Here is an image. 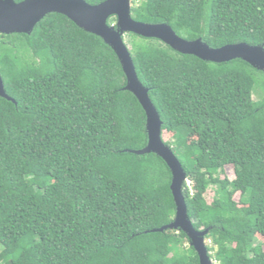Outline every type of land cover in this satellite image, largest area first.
<instances>
[{
	"label": "trees",
	"instance_id": "16d2710c",
	"mask_svg": "<svg viewBox=\"0 0 264 264\" xmlns=\"http://www.w3.org/2000/svg\"><path fill=\"white\" fill-rule=\"evenodd\" d=\"M131 14L215 49L264 46V0H140ZM126 36L213 264H264V72ZM0 75L14 100L0 96V264H201L182 230L152 232L175 220L172 173L132 153L148 145L146 113L110 46L51 14L0 34Z\"/></svg>",
	"mask_w": 264,
	"mask_h": 264
},
{
	"label": "water",
	"instance_id": "95a60500",
	"mask_svg": "<svg viewBox=\"0 0 264 264\" xmlns=\"http://www.w3.org/2000/svg\"><path fill=\"white\" fill-rule=\"evenodd\" d=\"M132 0H107L100 5H90L84 0H0V34H31L36 26L48 15L60 14L73 21L84 31L100 37L117 54L127 77L126 90L133 93L146 113V130L148 145L136 155L154 153L161 157L172 173L171 190L175 199L177 212L173 223L152 232L167 230H182L191 241V246L197 251L201 264H213L209 257L206 236L207 230H196L189 218L184 197V184L187 174L174 154L165 144L162 137L161 117L138 75L129 47L125 43L127 34L157 39L184 55H193L203 61L212 63H227L243 60L252 67L264 72V46H253L245 43L227 45L222 48H211L202 39L187 41L181 38L168 24H146L132 18ZM112 17L117 23L109 25ZM0 96L12 100L5 90L4 81L0 75Z\"/></svg>",
	"mask_w": 264,
	"mask_h": 264
},
{
	"label": "rangeland",
	"instance_id": "374dc122",
	"mask_svg": "<svg viewBox=\"0 0 264 264\" xmlns=\"http://www.w3.org/2000/svg\"><path fill=\"white\" fill-rule=\"evenodd\" d=\"M136 2V3H139V1L140 0H132V6H133V2ZM125 43L127 44V46L131 49V44H130V38L128 37V36H125ZM166 139L168 140L169 138H167L166 137ZM221 177L222 178H228V179H230V180H233L234 179V169L232 168V167H228L227 169H226V171L223 173V174H221ZM191 183L189 182V185H190ZM214 196H215V193H214V189L213 188H211L209 191H208V193L206 194V199H207V201L209 202V203H211L212 201H213V199H214ZM235 199L237 200V201H239V199H240V194H237L236 196H235ZM206 243H207V245H210L211 244V242L210 241H206Z\"/></svg>",
	"mask_w": 264,
	"mask_h": 264
}]
</instances>
